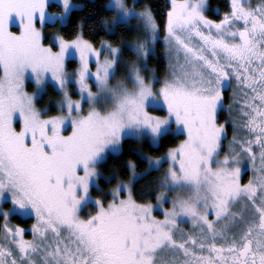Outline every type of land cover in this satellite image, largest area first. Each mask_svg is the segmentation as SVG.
Listing matches in <instances>:
<instances>
[{"label": "snow or ice", "instance_id": "obj_1", "mask_svg": "<svg viewBox=\"0 0 264 264\" xmlns=\"http://www.w3.org/2000/svg\"><path fill=\"white\" fill-rule=\"evenodd\" d=\"M55 3L58 13L50 0H0V201L10 203L0 207V264H264V0H227L218 19L208 0H166L159 11L109 0L99 23L119 43L99 47L83 22L44 43L48 24L84 8ZM159 43L163 78L148 67ZM49 83L61 94L55 115L36 106ZM173 133L184 139L164 155L138 153L142 171L126 162L111 199L91 195L98 165L127 138L157 145ZM14 214L33 217L30 237Z\"/></svg>", "mask_w": 264, "mask_h": 264}, {"label": "trees", "instance_id": "obj_2", "mask_svg": "<svg viewBox=\"0 0 264 264\" xmlns=\"http://www.w3.org/2000/svg\"><path fill=\"white\" fill-rule=\"evenodd\" d=\"M84 8L82 11L74 12L71 20L65 25L60 24H48L45 27V42H50L53 33H60L67 35L70 32L77 30V24L83 22L84 33L86 38H94L96 45H99L101 39H109L115 43L119 42L116 36L105 33L100 27L101 19H108L111 17V13L105 12L103 6L108 3L109 0H82ZM145 3L154 5V11H159L160 7L166 4V0H141ZM227 0H209L211 6H218L221 10H226L225 5ZM55 6H57L55 4ZM59 7V6H58ZM123 35L124 38H133L137 33H118ZM150 60L155 61L158 65L159 72L165 70V56L160 51L159 55L151 56ZM70 60V63H73ZM159 112L164 113L161 109ZM228 131L233 132L232 125H228ZM184 138L181 134H170L165 139H162L158 145H153L147 140L137 141L134 138H127L123 144L122 154H110L105 161L98 165L101 175L98 177V187L93 186L91 194L94 197L106 196V199L110 198V190L117 183V178L124 180L129 176V172L126 168V162L133 160L138 164L137 170H143L146 167V161L138 155L140 152H145L152 156H159L167 151L169 147L177 145L180 140ZM157 173L153 172L149 176L145 177L143 181L136 184V194L139 196L143 191V186L150 181H153ZM111 177V178H110ZM13 219L17 220L23 227H29L33 221V218H21L19 215H14ZM29 232V231H27Z\"/></svg>", "mask_w": 264, "mask_h": 264}, {"label": "rangeland", "instance_id": "obj_3", "mask_svg": "<svg viewBox=\"0 0 264 264\" xmlns=\"http://www.w3.org/2000/svg\"><path fill=\"white\" fill-rule=\"evenodd\" d=\"M109 2V1H108ZM128 2H129V4H131V2H132V0H128ZM50 3L52 4V6L48 9L50 12H59L60 11V8L58 7V6H55V0H50ZM74 3H78V4H82L83 5V1L82 0H74ZM253 3H255V0H253ZM143 4H145V2H142L141 0H139V3L137 4V8L139 9L140 7H142L143 6ZM208 5H209V15L212 17V18H215V19H218L219 18V16L218 15H216L215 14V12L213 11V10H215L216 8H219L218 6H211L210 4H209V0H208ZM219 10L220 11H223V10H221L220 8H219ZM111 18V17H110ZM110 18H108V19H110ZM136 22L135 21H133V24H135ZM12 30L13 31H18V28H16L15 26H12ZM55 34H57V33H53L52 34V37H51V41L50 42H45V40H44V43H46V44H49V43H53V37H54V35ZM44 35H45V29H44ZM137 35H139L141 38H142V36H143V33L142 32H140V33H138V34H136V36L135 37H133V38H129V37H126V38H124V39H127V40H135L136 38H137ZM106 40H109V39H106ZM110 41V40H109ZM117 43H119V42H117ZM100 45H97V47H99ZM160 51L163 53V55L165 56V60H166V64H165V70L163 71V72H159V70H158V68H157V63L155 62V61H151L150 60V57H149V59H148V67L149 68H151V69H155V75H156V77H158V78H163L164 77V75L166 74V71H168V57H167V53H166V50H165V48H164V45L162 44V43H159V44H157L156 45V47H155V51H154V55L153 56H157V55H159V53H160ZM124 58L126 59V60H130V59H134V57L133 56H131V54L127 51V49H125V52H124ZM70 60H73L74 62L73 63H70ZM77 60L75 59V58H73V57H69V59H68V61H67V67H68V71L69 72H71L72 71V69H74L75 67H77ZM127 73H126V70H125V68L122 66L118 71H117V78H119V77H122V76H124V75H126ZM145 75H150V73H145ZM25 87H26V91H28L29 93H33V92H36V85L34 84V82L31 80V77H28L27 79H26V81H25ZM157 87H159V85L157 84ZM69 89H70V91L72 92V94H73V97L74 98H76L77 97V92H76V87H75V85H69ZM60 92L59 91H57L56 89H55V86L53 85V84H51V83H49L45 88H43V89H41V91H40V93H39V95H38V97H37V99H36V106L38 107V108H42V109H47V112H46V114L47 115H55V114H57V112L59 111V107H58V104H57V101L60 99ZM85 108H87V105H85ZM158 109H160V108H150L149 109V111H153V112H155L156 114H158V115H164L165 114V112L164 113H161V112H159L158 111ZM173 127H175V125H173ZM69 131H70V129H69ZM173 134H179V133H173ZM232 134H233V132H232ZM232 134H228V132H227V139H225L224 141H223V148H222V151H227V146H228V142H229V140L231 139V137H232ZM184 139V138H183ZM158 145V144H157ZM176 146V145H175ZM174 147V146H173ZM145 156H152V155H149V154H147V153H145V152H142ZM166 153V152H165ZM165 153H163V154H161V155H159V156H162V155H164ZM153 157H155V156H153ZM166 166V165H165ZM243 168H244V170L245 171H247L248 169H249V165H248V162L247 161H245L244 162V165H243ZM137 170V169H136ZM98 171H99V173H100V175H101V172H100V169L98 168ZM138 172L140 171V170H137ZM142 171V170H141ZM99 175V176H100ZM128 179V178H127ZM127 179H124V180H127ZM98 184V178H97V180L94 182V185L93 186H96ZM117 184V183H116ZM114 187V186H113ZM112 187V188H113ZM111 188V189H112ZM110 194V193H109ZM92 195V194H91ZM94 197V196H93ZM104 198L106 199V196H104ZM108 199H111V196H110V198H108ZM0 207H2V208H5V209H7V208H9L10 207V203H8V202H3V201H0ZM89 208H91V205H89ZM84 211L85 212H87L88 211V208H85L84 209ZM14 215H17V214H14ZM14 215H12L11 217H10V222L11 223H18V224H20L17 220H15V219H13V216ZM21 218H33V217H30V216H21V215H19ZM3 222V220H2V217H0V223H2ZM22 226V225H21ZM31 226V225H30ZM30 226L27 228V227H25L26 229H27V231H29V232H31L30 231ZM184 227H189V225L187 224V223H185L184 224Z\"/></svg>", "mask_w": 264, "mask_h": 264}, {"label": "flooded vegetation", "instance_id": "obj_4", "mask_svg": "<svg viewBox=\"0 0 264 264\" xmlns=\"http://www.w3.org/2000/svg\"><path fill=\"white\" fill-rule=\"evenodd\" d=\"M227 96H228V93H226V97H227ZM228 103H229V99L226 98V99L224 100V104L227 105ZM225 116H227V111H225V112L221 115L220 119L223 121L224 118H225ZM228 125H231V123L229 122ZM228 125H227V132H228V134L230 135V134H232V133L228 131ZM249 175H251V171H250V169H248L247 171L244 170V176H243L244 180H247V178H248ZM27 235L30 237V236H31V232H27Z\"/></svg>", "mask_w": 264, "mask_h": 264}]
</instances>
